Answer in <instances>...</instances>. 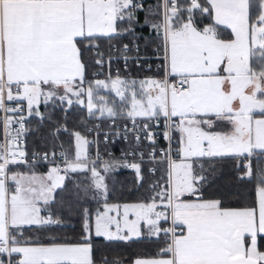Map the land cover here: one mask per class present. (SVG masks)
I'll list each match as a JSON object with an SVG mask.
<instances>
[{"label":"snow or ice","instance_id":"snow-or-ice-1","mask_svg":"<svg viewBox=\"0 0 264 264\" xmlns=\"http://www.w3.org/2000/svg\"><path fill=\"white\" fill-rule=\"evenodd\" d=\"M145 27L158 75H113L114 55L125 70L149 58ZM75 108L96 139L53 120ZM33 119L52 122V147L30 155ZM102 132L105 144L131 133L138 160L105 159ZM65 133L74 152L57 156ZM224 164L236 184L206 195ZM121 168L147 183L136 202H110ZM76 173L90 182L66 184ZM145 235L160 247L133 264H264V0H0V264H121L98 262L96 242Z\"/></svg>","mask_w":264,"mask_h":264},{"label":"trees","instance_id":"trees-1","mask_svg":"<svg viewBox=\"0 0 264 264\" xmlns=\"http://www.w3.org/2000/svg\"><path fill=\"white\" fill-rule=\"evenodd\" d=\"M157 0H145V4H155ZM141 18V23L143 22V13H139ZM137 34L142 37L138 42L141 44V53L147 56H152V47L144 48L145 40L151 41L153 37L151 36L148 28H137ZM123 43H131V38H126ZM107 45L103 46L106 51ZM95 70V66L93 68ZM150 72L143 71L142 69L135 70L134 76L137 78H146ZM43 111V108L41 109ZM54 121L65 120L67 126L70 130L81 131L82 134L88 136V132L83 131L81 125V120L84 119V111L80 108H75L71 110L70 114L65 118L63 113L57 109L53 114ZM29 127L32 129L29 132L28 137V147L27 150L29 154L33 151L44 152L49 150L52 147L51 138L48 135L49 130L53 128L52 122H46L42 127L38 124V121L33 119ZM91 127V125H89ZM72 137L62 134L59 141L67 148L69 154L71 155L74 152V147L72 144ZM59 142H57V149ZM219 168L222 169L216 175V178L212 181L211 185L208 188L206 195H213L217 192L223 190H229L233 188L236 184L233 166L231 164L219 165ZM37 168V167H36ZM148 166H143L145 181H150L153 177L147 172ZM21 169L26 170V167ZM90 180L87 174L76 173L72 174V179L66 184L72 183H89ZM106 182L109 185L110 190V202H120V203H132L141 199L145 188H139L136 183V176L133 171H129L125 168H121L118 171L110 173L106 177ZM71 225L75 228L76 232L79 231L78 217L72 216L70 218ZM66 234L73 235L74 233L68 231ZM160 245L155 242V239H148L146 237L131 241V242H113L110 245L102 240L96 242V259L99 262L103 255H107L109 259L118 258L121 261V264H132L136 258H152L156 255Z\"/></svg>","mask_w":264,"mask_h":264},{"label":"built area","instance_id":"built-area-1","mask_svg":"<svg viewBox=\"0 0 264 264\" xmlns=\"http://www.w3.org/2000/svg\"><path fill=\"white\" fill-rule=\"evenodd\" d=\"M142 55V54H141ZM143 56V55H142ZM149 58L146 60H141L140 65L137 66L135 63H133L131 60L128 63V67L127 70H125V66H124V62L120 59L117 58L116 55L113 56V60H112V64H111V72L113 73V75H115V73L117 72V70H119V73L121 76H131L134 77V72L135 69H142L143 71L146 72H158V65L161 63L159 59L155 58L154 56H148ZM150 66V67H149ZM102 75L100 78H103V74L106 73L107 71V67L105 69H101L100 70ZM96 123H99V121H96ZM122 123V122H121ZM103 131H107L109 133H111L113 131V129H110L107 125V123H105L103 126ZM67 136H70L68 134H64ZM28 137H29V133L27 134V136L25 137V146L26 148L28 147ZM88 138L90 140L96 139L95 135L91 132H88ZM113 140L115 141L113 142H108L107 144H105L104 140H103V132L101 134V136L99 137V151L101 153L102 156H104L105 159H108V153L112 154L113 158L116 159H128L129 161L132 160H138V157H133V156H125L126 153L129 152L130 150V146H131V133H129V140H123L119 137H115L113 136ZM59 144H62L60 141H58ZM158 145L163 148L166 147L167 142L165 140H163V138L158 139L157 141ZM141 147L143 148L144 152H145V160L147 161V142L145 141ZM64 148L67 150V148L64 146ZM57 150V156H59V148L56 149ZM96 145H90L89 147V154L93 157H95L96 154ZM68 151V150H67ZM143 166H149L148 163H144L142 165ZM26 167V166H24ZM37 167L39 168H48L49 166L46 164L43 165H37ZM129 171H133L131 169L125 168Z\"/></svg>","mask_w":264,"mask_h":264},{"label":"crops","instance_id":"crops-1","mask_svg":"<svg viewBox=\"0 0 264 264\" xmlns=\"http://www.w3.org/2000/svg\"><path fill=\"white\" fill-rule=\"evenodd\" d=\"M142 54V53H141ZM143 55V54H142ZM135 70H138V69H135ZM158 75V72H150V74L148 75V77H151V76H157ZM136 79H140V78H137V77H135ZM20 170H24V169H20ZM48 170V168H39V167H37L36 168V171L37 172H39V173H45L46 171ZM144 237H146V238H148V239H152V238H149L147 235H145V236H143V237H141V238H139V239H142V238H144ZM139 239H135V240H133V241H136V240H139ZM129 242H131V241H129ZM133 264V263H132Z\"/></svg>","mask_w":264,"mask_h":264}]
</instances>
